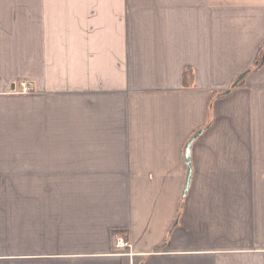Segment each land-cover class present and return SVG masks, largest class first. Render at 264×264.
<instances>
[{
	"label": "crops",
	"instance_id": "obj_1",
	"mask_svg": "<svg viewBox=\"0 0 264 264\" xmlns=\"http://www.w3.org/2000/svg\"><path fill=\"white\" fill-rule=\"evenodd\" d=\"M260 48L264 0H0V264H264Z\"/></svg>",
	"mask_w": 264,
	"mask_h": 264
},
{
	"label": "water",
	"instance_id": "obj_2",
	"mask_svg": "<svg viewBox=\"0 0 264 264\" xmlns=\"http://www.w3.org/2000/svg\"><path fill=\"white\" fill-rule=\"evenodd\" d=\"M262 59L264 60V53H263V57ZM246 75V72H242L231 84L230 89L238 86V84L241 82V80L244 78V76ZM202 132V130H198L194 136H192V138H190V140L186 143V146L184 148V158L187 164V175H186V181L184 184V189H183V193H186L188 187H189V183H190V174H191V165H190V146L192 144V142L194 141V139Z\"/></svg>",
	"mask_w": 264,
	"mask_h": 264
},
{
	"label": "trees",
	"instance_id": "obj_3",
	"mask_svg": "<svg viewBox=\"0 0 264 264\" xmlns=\"http://www.w3.org/2000/svg\"><path fill=\"white\" fill-rule=\"evenodd\" d=\"M263 53H264V48H260L258 50V52H257L256 59H255L254 64L251 66V68L248 71L255 70V69L259 68V66L261 64L264 63V60L262 59ZM184 77H185V81H186V84L185 85H188L192 81L191 72L189 70H186L184 72Z\"/></svg>",
	"mask_w": 264,
	"mask_h": 264
},
{
	"label": "built area",
	"instance_id": "obj_4",
	"mask_svg": "<svg viewBox=\"0 0 264 264\" xmlns=\"http://www.w3.org/2000/svg\"><path fill=\"white\" fill-rule=\"evenodd\" d=\"M19 85H20V90L22 92H28L30 90V87L28 86L26 81H20ZM127 246H128V242L125 238H123L121 236L116 238V242H115L116 248H125Z\"/></svg>",
	"mask_w": 264,
	"mask_h": 264
}]
</instances>
